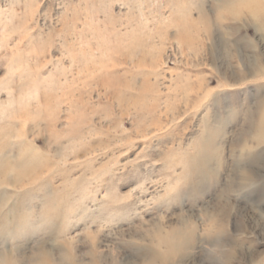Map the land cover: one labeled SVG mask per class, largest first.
Listing matches in <instances>:
<instances>
[{"label":"rangeland","instance_id":"1","mask_svg":"<svg viewBox=\"0 0 264 264\" xmlns=\"http://www.w3.org/2000/svg\"><path fill=\"white\" fill-rule=\"evenodd\" d=\"M0 264H264V0H0Z\"/></svg>","mask_w":264,"mask_h":264}]
</instances>
